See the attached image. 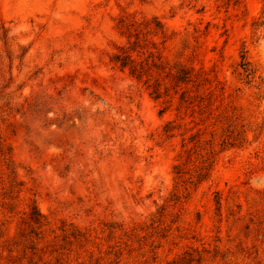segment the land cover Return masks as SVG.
I'll use <instances>...</instances> for the list:
<instances>
[{"label": "rangeland", "instance_id": "obj_1", "mask_svg": "<svg viewBox=\"0 0 264 264\" xmlns=\"http://www.w3.org/2000/svg\"><path fill=\"white\" fill-rule=\"evenodd\" d=\"M263 13L264 0H0V264H264ZM153 16L168 39L146 49L203 85L156 97L111 60L120 20ZM226 114L241 144H221Z\"/></svg>", "mask_w": 264, "mask_h": 264}, {"label": "trees", "instance_id": "obj_2", "mask_svg": "<svg viewBox=\"0 0 264 264\" xmlns=\"http://www.w3.org/2000/svg\"><path fill=\"white\" fill-rule=\"evenodd\" d=\"M227 4L237 5L242 0H225ZM260 24L264 23V13L261 16ZM121 32L127 35L126 45L119 48L117 52L112 55L111 60L119 67L127 68L129 74L137 80H143L148 87L153 90L156 97L161 95V90L168 91L170 88H175L180 84H188L189 82H197V85H203L206 79H200L199 75H193L192 69H189L181 63L169 64L163 58V55L159 50L151 51L147 50V44L149 43L147 35H160L162 38L161 42H165L168 37L165 31L163 23L158 19L157 16H153L151 20H130L122 18L120 20ZM151 43L155 44L154 41ZM147 55L143 57L144 54ZM191 95L189 90H182L180 107L185 102H190ZM225 121L222 127L221 133V144L222 145H235L238 141L241 144L245 141V137L237 136L235 129V120L232 118L233 115H222ZM221 116V117H222ZM221 119V120H222ZM171 121L165 125V131H171ZM196 133L193 136H198ZM215 133H212L211 144L214 143ZM197 142H200L198 140ZM0 151L3 155L10 153V148L5 147L0 142ZM213 154V148L210 150ZM212 156L202 160L200 171L197 174V182L201 181L209 172L212 162H210ZM14 171V170H13ZM31 211L29 213V220L31 227L40 226L43 222L44 215L40 212L35 201L31 203Z\"/></svg>", "mask_w": 264, "mask_h": 264}]
</instances>
